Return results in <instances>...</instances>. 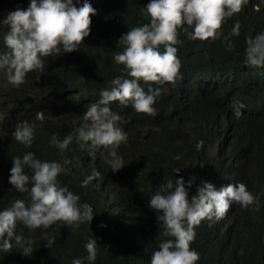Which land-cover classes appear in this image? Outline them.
Masks as SVG:
<instances>
[{
  "label": "trees",
  "instance_id": "16d2710c",
  "mask_svg": "<svg viewBox=\"0 0 264 264\" xmlns=\"http://www.w3.org/2000/svg\"><path fill=\"white\" fill-rule=\"evenodd\" d=\"M147 2L90 0L97 11L95 15L90 13V33L78 49L44 57L42 70L28 72L18 87L5 81L0 89L2 126L12 132L18 121H28L35 127L33 143L27 147L12 136L15 142L0 136V208L18 198L9 189L10 157L32 151L45 160L67 157L71 161L66 166L69 171L58 179L94 211L91 223L85 222L78 228L54 224L43 230L55 237L50 248L45 246L41 229L31 233L23 229L24 235L33 238L32 252L28 255L0 252V264H71L73 257L86 255L83 245L90 235L97 238L95 264H148L151 252L164 237L155 210L148 207L147 201L165 180H174L181 172L208 176L213 171L224 178L233 173V179L247 183L260 182L264 177V66H249L244 61L246 38L264 30L263 0H247L238 13L226 17L220 28L222 36L215 40H192L178 29L179 75L174 83L159 85L162 90L155 102L160 103L155 115L111 102L110 107L123 122L117 124L129 139V144L118 153L125 162L122 169L113 172L97 150L89 155L84 147L71 143L61 153L51 142L54 135L63 138L73 132V126H82L85 123L82 112L88 104L99 98V90L109 87L113 77L122 74V65L114 63L112 54L120 50L117 40L122 33L147 22L140 11ZM27 4L28 0H0V19L9 10ZM237 22L239 35L229 36L232 47L228 48L223 37L229 35ZM3 31L6 28L0 26V35ZM5 51L7 47L0 41V52ZM143 86L147 90V84ZM234 100L245 105L239 118L232 113ZM37 111L44 113L42 122L35 120ZM61 124L69 130L60 127ZM198 140L203 141L199 149ZM177 154H181L178 160L174 158ZM151 163L161 167L162 173L151 174L148 171ZM173 169L180 170L174 173ZM92 171L99 173L98 178L82 187L81 181ZM255 192L264 196V186L260 185ZM20 194L27 198L26 193ZM247 213L250 218L256 216L254 210L248 209ZM190 247L202 253L196 264H216L208 258L211 249L201 242L200 235L195 246ZM242 253L245 255L242 264H264L249 256L246 249Z\"/></svg>",
  "mask_w": 264,
  "mask_h": 264
},
{
  "label": "clouds",
  "instance_id": "9594fccd",
  "mask_svg": "<svg viewBox=\"0 0 264 264\" xmlns=\"http://www.w3.org/2000/svg\"><path fill=\"white\" fill-rule=\"evenodd\" d=\"M246 3L247 0H148L140 10L147 22L122 33L117 40L120 50L112 54L114 63L122 65V74L113 77L109 87L99 90V98L88 104L82 113L85 122L82 126H73V132L63 138L54 135L51 142L61 153L71 143L84 147L89 155L97 150L113 172L122 169L125 162L118 152L129 144V139L117 124L123 122L110 107L111 102L129 106V110L136 112L154 114L153 105L162 90L159 85L174 83L179 75L178 29L192 40H215L222 36L220 28L224 19L238 13ZM96 11L90 0H83L82 4L80 0L75 3L74 0H28L26 7L9 10L0 19V26L6 28L0 41L7 47V51L0 52V76L18 87L28 72L43 69L44 57L78 49L90 33V13L95 15ZM233 35H239L238 22L223 37L228 48L232 47L229 36ZM244 61L249 66H264V30L246 38ZM143 84H147V90ZM231 107L233 115L239 118L245 105L234 100ZM44 118L42 111L36 112L35 120L42 122ZM18 123L11 132L12 138L30 146L34 125L28 121ZM202 144L198 140L196 148ZM180 155L174 158L178 160ZM11 161L9 189L18 198L0 208V252L31 253L33 238L24 235L25 228L29 233L41 229L45 246L50 248L55 237L43 230L51 225L75 229L85 222L91 223L92 206L81 202L80 195L58 179L69 171L66 166L71 161L67 157L45 160L26 151L12 156ZM179 170L173 169L174 173ZM178 174L174 180H165L148 197V207L155 210L164 237L151 252L148 264H196L202 253L190 244L195 246L199 235L207 248L216 247L211 256L208 254L210 259L219 256L216 264H242L245 249L253 259L264 263V218H259L264 216V196L255 192L260 185L264 186V177L260 182L247 183L233 179V173L230 178L215 171L208 176ZM98 176L93 171L81 181V186ZM20 193H26L27 198ZM248 209L256 211L255 218L248 216ZM241 220L244 222L237 225ZM227 224L231 226L222 229ZM83 246L86 255L73 257L71 264H95L97 238L88 236Z\"/></svg>",
  "mask_w": 264,
  "mask_h": 264
},
{
  "label": "bare ground",
  "instance_id": "6f19581e",
  "mask_svg": "<svg viewBox=\"0 0 264 264\" xmlns=\"http://www.w3.org/2000/svg\"><path fill=\"white\" fill-rule=\"evenodd\" d=\"M102 61V60H101ZM98 64H100V63H98ZM102 65V64H101ZM104 66H105V64H104ZM100 67V65L98 66V68ZM103 67V66H102ZM102 67L100 68V69H102ZM95 68V67H94ZM97 68V67H96ZM108 69V68H107ZM106 70V69H105ZM85 72V71H84ZM92 72V71H91ZM107 72V71H106ZM104 73V72H103ZM84 74V73H83ZM107 75V74H106ZM87 76V75H86ZM92 76V75H91ZM95 77H96V75H95ZM100 77V76H99ZM102 77V76H101ZM82 78V77H81ZM93 78V77H92ZM103 78V77H102ZM106 78V77H105ZM2 79V78H1ZM95 79V78H94ZM101 79V78H100ZM104 80V79H103ZM3 81V80H2ZM5 81V80H4ZM87 81V80H86ZM88 81H90L89 79H88ZM96 81H98V80H96ZM98 82H100V81H98ZM3 84V83H2ZM6 84V83H5ZM4 84V85H5ZM1 85V84H0ZM78 91H79V89H78ZM77 91V92H78ZM64 92V91H63ZM65 93V92H64ZM74 94V93H73ZM77 94V93H76ZM78 94H80V93H78ZM97 94V93H96ZM57 95V94H56ZM58 96V95H57ZM67 96H69V95H67ZM97 96H98V94H97ZM54 97V96H53ZM56 98V97H55ZM51 99V98H50ZM59 99V98H58ZM49 101V100H48ZM56 101V100H55ZM55 101H54V103H55ZM19 104V103H18ZM80 104V103H79ZM77 106H79L78 104H77ZM63 108V107H62ZM210 108V107H209ZM76 109V108H75ZM58 110V109H57ZM56 110V111H57ZM57 112H59V111H57ZM56 112V113H57ZM79 112V111H78ZM67 113V112H66ZM74 113V112H73ZM81 113V112H80ZM83 113V112H82ZM76 115H78L77 114V112L75 113ZM51 115V114H50ZM50 115L48 114V115H46V116H48V117H50ZM54 115V114H53ZM58 115V114H57ZM61 114H59V116H60ZM66 115V114H65ZM73 116H74V114H72ZM75 115V116H76ZM52 116V115H51ZM63 116H64V114H63ZM79 116V115H78ZM53 117H55V116H53ZM58 117V116H57ZM66 117V116H65ZM64 117V118H65ZM9 118V117H8ZM8 118H7V120H8ZM47 118V117H46ZM51 118V117H50ZM61 118V117H60ZM49 119V118H48ZM52 119V118H51ZM32 120H34V119H32ZM57 119H55V121H56ZM58 121H60V120H58ZM62 122H64V119L62 120ZM203 122H204V120H203ZM205 122H207V120L205 119ZM39 123H41V122H39ZM53 123V122H52ZM51 124V123H50ZM63 124V123H62ZM62 124H61V126L60 127H62ZM66 125V124H65ZM138 126H140V125H138ZM65 127V126H64ZM64 127H62V128H64ZM67 128H68V126H66ZM66 127H65V129H66ZM2 128V127H1ZM44 128V127H43ZM140 128V127H139ZM142 128H144V127H142ZM65 129H63V130H65ZM43 130V129H42ZM68 130H69V128H68ZM62 131V129L60 130V132ZM67 131V130H66ZM66 131L64 132V133H66ZM70 132V131H69ZM58 133V132H57ZM50 134V133H49ZM62 134H63V132H62ZM68 134V133H67ZM39 135V134H38ZM59 135H61V133L59 134ZM132 135V134H131ZM139 135V134H138ZM143 135V134H142ZM134 136H136V135H134ZM36 137V136H35ZM57 137V136H56ZM138 137V136H137ZM48 137L46 136V139H47ZM136 138V137H135ZM144 138V137H143ZM12 139V138H11ZM49 139V138H48ZM14 142H15V140L14 139H12ZM146 140V139H145ZM129 141V140H128ZM46 142V141H45ZM166 148V147H165ZM168 148V147H167ZM165 150V149H164ZM124 152V151H123ZM134 152H135V150H134ZM119 153V152H118ZM126 152H124V155H126L125 154ZM132 153H133V151H132ZM134 154H136V153H134ZM85 155H88L87 153L85 154ZM132 155V154H131ZM127 156H129V155H127ZM134 156V155H133ZM38 157V156H37ZM11 158V157H10ZM90 160V159H89ZM11 161V160H10ZM81 161V160H80ZM91 161V160H90ZM73 163V162H72ZM76 163V162H75ZM84 163V162H83ZM86 164V163H85ZM77 165H78V163H77ZM87 165V164H86ZM93 165V164H92ZM72 166H73V164H72ZM74 167V166H73ZM95 167V166H94ZM86 168V167H85ZM79 169H80V167H79ZM89 170H90V168H89ZM92 170V169H91ZM90 170V171H91ZM148 171L149 172H151V174H153V171H156V172H158V173H162L161 171H162V168L161 167H156L155 166V164H153V163H151L149 166H148ZM93 172V171H92ZM94 180H96V178H94L93 179V181ZM10 192H12V191H10ZM7 194H8V192H7ZM4 195V194H3ZM7 196V195H6ZM6 199V198H5ZM242 222H244V220H241L240 222H238L237 223V225H239V224H241ZM231 225H229V224H227V226H224V227H222V229H226V227H230ZM211 253H210V256L216 251V247L214 246V245H211ZM217 258H219V256H215V258H213L214 260H216Z\"/></svg>",
  "mask_w": 264,
  "mask_h": 264
},
{
  "label": "rangeland",
  "instance_id": "374dc122",
  "mask_svg": "<svg viewBox=\"0 0 264 264\" xmlns=\"http://www.w3.org/2000/svg\"><path fill=\"white\" fill-rule=\"evenodd\" d=\"M2 78V79H1ZM3 80V81H2ZM5 81H4V78L2 77V76H0V89L1 88H3L5 85V83H4ZM3 83V84H2ZM1 93V92H0ZM158 104H160V103H155L154 105H153V107L155 108V112H154V114L156 113V107L158 106ZM0 105H1V95H0ZM154 114H150L151 116L152 115H154ZM2 117L3 116H1L0 115V121H1V119H2ZM2 127V128H1ZM76 128V127H75ZM0 136H5L7 139H10L11 138V132L10 131H8L6 128H4L2 125H1V123H0Z\"/></svg>",
  "mask_w": 264,
  "mask_h": 264
}]
</instances>
